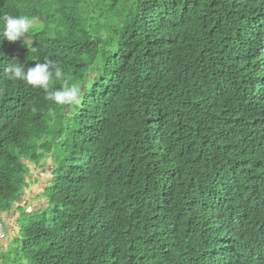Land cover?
<instances>
[{"label":"trees","instance_id":"obj_1","mask_svg":"<svg viewBox=\"0 0 264 264\" xmlns=\"http://www.w3.org/2000/svg\"><path fill=\"white\" fill-rule=\"evenodd\" d=\"M5 14L32 23L27 48L0 21L3 224L27 164L65 159L43 190L51 222H17L16 255L264 264V0H0ZM45 60L64 72L52 89L78 85L80 104L5 72ZM242 216L250 234L233 231Z\"/></svg>","mask_w":264,"mask_h":264},{"label":"rangeland","instance_id":"obj_2","mask_svg":"<svg viewBox=\"0 0 264 264\" xmlns=\"http://www.w3.org/2000/svg\"><path fill=\"white\" fill-rule=\"evenodd\" d=\"M25 40H29L27 33L25 34ZM54 149L52 150L51 156L46 154H38V162L34 164H27L26 176L23 181L24 190L20 197V205L14 206V209L10 215L6 217L7 230L5 231V237L0 240V264H13V262H19L18 264H30V260L21 255H16V252L20 253V250L25 245L24 242L18 237L17 225L13 226V216L18 215L17 222L22 227L23 224L28 223L32 218H43L47 219L48 224L51 222V215L49 207H46V201L44 197V188L50 182V172L54 167H59L65 162V159L61 156L53 157ZM53 162V164H52ZM53 167V168H52ZM28 183L31 186H28ZM32 198V200H31ZM32 201V202H30ZM30 203V205L28 204ZM18 207H20L18 212ZM12 214V215H11ZM5 228V226H4ZM245 229L246 234L252 232L249 222L243 216L237 218V227L233 229L234 232L240 229ZM174 236L179 239L180 243H183L184 229H178L174 231ZM6 259L5 263L2 260Z\"/></svg>","mask_w":264,"mask_h":264},{"label":"clouds","instance_id":"obj_3","mask_svg":"<svg viewBox=\"0 0 264 264\" xmlns=\"http://www.w3.org/2000/svg\"><path fill=\"white\" fill-rule=\"evenodd\" d=\"M0 21L4 25L3 40L9 42L19 40L28 48L25 42V34L32 23L28 17L5 14L0 16ZM32 50L35 51L36 49L33 48ZM5 72L9 74V79L11 80L23 81L34 88L43 89L46 93V98L58 105H78L81 103L82 89L78 85L69 86L67 80H65L61 89H52L53 80H59L64 77L62 68L52 61L45 60L43 63H37L34 67H28L27 69L22 63H10L5 68Z\"/></svg>","mask_w":264,"mask_h":264},{"label":"crops","instance_id":"obj_4","mask_svg":"<svg viewBox=\"0 0 264 264\" xmlns=\"http://www.w3.org/2000/svg\"><path fill=\"white\" fill-rule=\"evenodd\" d=\"M28 186L30 187L31 184L28 183ZM31 200H32V198H31ZM30 202H32V201H30ZM28 204L30 205L29 202H28ZM15 206H16V205H15ZM15 209H16V208H15ZM15 209H14V210H15ZM8 215H10V214H8ZM8 215H7V216H8ZM11 215H12V214H11ZM7 216H6V217H7ZM6 217H4V218H5V221H4V219H3V221H4V223H5V224H4L5 227L7 226V222H9V221L6 220ZM17 219H18V215L13 216V220H12V221H13V225L11 226L12 229H14L13 226H16V224H17ZM17 231H18V229H17Z\"/></svg>","mask_w":264,"mask_h":264},{"label":"built area","instance_id":"obj_5","mask_svg":"<svg viewBox=\"0 0 264 264\" xmlns=\"http://www.w3.org/2000/svg\"><path fill=\"white\" fill-rule=\"evenodd\" d=\"M4 237H5V229L3 223L0 220V239H3Z\"/></svg>","mask_w":264,"mask_h":264}]
</instances>
